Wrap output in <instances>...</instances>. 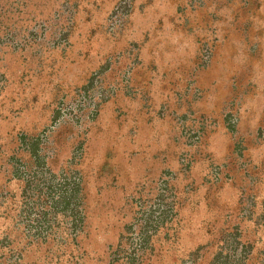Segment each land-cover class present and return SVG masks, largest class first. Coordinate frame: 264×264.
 Listing matches in <instances>:
<instances>
[{
	"label": "rangeland",
	"instance_id": "1",
	"mask_svg": "<svg viewBox=\"0 0 264 264\" xmlns=\"http://www.w3.org/2000/svg\"><path fill=\"white\" fill-rule=\"evenodd\" d=\"M0 264H264V0H0Z\"/></svg>",
	"mask_w": 264,
	"mask_h": 264
}]
</instances>
